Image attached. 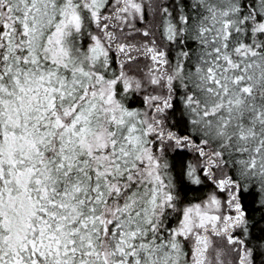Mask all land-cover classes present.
<instances>
[{
    "label": "snow or ice",
    "instance_id": "6c2138e0",
    "mask_svg": "<svg viewBox=\"0 0 264 264\" xmlns=\"http://www.w3.org/2000/svg\"><path fill=\"white\" fill-rule=\"evenodd\" d=\"M0 264H264V0H0Z\"/></svg>",
    "mask_w": 264,
    "mask_h": 264
}]
</instances>
